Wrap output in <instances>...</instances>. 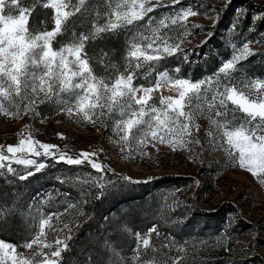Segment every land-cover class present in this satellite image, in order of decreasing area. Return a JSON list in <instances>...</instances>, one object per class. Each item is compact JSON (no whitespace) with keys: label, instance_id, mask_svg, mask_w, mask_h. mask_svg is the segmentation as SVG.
I'll use <instances>...</instances> for the list:
<instances>
[{"label":"trees","instance_id":"trees-1","mask_svg":"<svg viewBox=\"0 0 264 264\" xmlns=\"http://www.w3.org/2000/svg\"><path fill=\"white\" fill-rule=\"evenodd\" d=\"M34 2L36 6L31 13L29 30L51 31L54 10L42 7L47 0H21L22 6ZM68 2L69 11L79 4V0ZM116 3L117 0H85L80 12L64 22L61 32L53 40V47L59 50L79 41L81 35L87 36L84 52L97 77L113 80L117 75L134 72L133 87H151L161 73H167L172 79L203 80L206 84L199 95L206 99L207 117L227 123L229 127L249 119L229 102L226 109H220L225 115L216 117V108L210 110L208 100H212L218 88L223 91L226 84L241 87L245 83L251 85L257 79L264 82V50L252 51V55L227 74L217 72L244 43L252 41L249 45H253L264 40L261 35L264 33L263 10L256 11L261 14L258 19L254 20L247 12L235 20L233 5L239 8L247 2L234 0L220 14L215 26L204 28V33H211L205 43L192 49H180L171 56L164 54L158 61L141 60L142 66L135 68V60L130 65L125 59L130 44L146 47L150 39L145 37L155 38L160 35V27H169L174 7H153V11L131 25L121 24L116 29L97 32L96 29L106 26L109 19H115L110 12ZM149 18H152L151 22ZM161 19L167 27L160 24ZM233 24L236 25L234 29L231 28ZM186 32L183 29V34ZM185 53L188 54L186 60ZM208 78H212L211 82ZM216 106L219 108L218 103ZM36 109L42 118L56 114L54 110L44 111V105ZM30 159L45 162L47 166L26 180L18 179V175L34 171V166L26 168L13 163L15 173H8L7 167L0 169V240L17 245L18 254L32 250L25 249L23 244L38 231L42 215L63 212L65 206L59 205L61 200L75 199L73 201L81 204L82 213L70 227L71 239L66 240L68 247L61 253L59 264H217L211 262L210 256L224 250L226 242L237 234L226 225L223 213H200L179 205L176 193L188 185L184 179L161 178L133 184L124 181V176L107 171L104 180L112 183L100 189L96 183L100 173L87 164L68 166L47 157ZM4 163L7 166L8 162ZM260 184L264 190V184ZM100 191L103 195L98 199ZM153 225L156 231L148 237V247L134 251L136 233L143 237ZM242 230L245 231V227ZM66 234L68 231L64 237Z\"/></svg>","mask_w":264,"mask_h":264},{"label":"snow or ice","instance_id":"snow-or-ice-1","mask_svg":"<svg viewBox=\"0 0 264 264\" xmlns=\"http://www.w3.org/2000/svg\"><path fill=\"white\" fill-rule=\"evenodd\" d=\"M145 2L146 0H117L115 7L110 12V16L115 19H109L106 26L97 28L96 31L105 32L116 29L121 24L131 25L134 21L143 19L148 12L153 11L151 7H144ZM172 2L173 5H176L180 4L181 0H172ZM84 3L85 0H79V4L73 6L72 11H69L68 0H47L42 3V7L54 10V28L51 31H30L29 20L36 3L22 6L21 0H0V113L8 116L17 115L18 113L9 112L4 107V101L10 104L15 103L14 97L23 100L29 90L33 94V98L28 105H25L26 109L36 103L35 98L39 97L41 93L44 94V99H50L53 95L59 96L60 92L78 89L75 111L82 114L85 120L95 124L93 116L99 118L106 112L111 113L113 110L119 112L122 119L117 121L116 127L118 132L122 133L120 140L126 146L136 138L133 129H138L141 133L138 143H147L150 138L156 143H168L173 148L178 145L183 146L186 143L185 137L191 136L192 128L197 127L198 130V126L193 124L192 113L185 109L192 104L193 94L197 100L200 99L199 94L206 82L203 80L193 82L188 79H170L167 73H161L151 87H133L135 73L128 72L127 75H117L111 83H106L104 77L98 78L93 73L87 53L84 52V41L88 39L87 36L81 35L79 41L54 50L52 41L61 32L64 22L71 15L80 12ZM109 6L111 8V4ZM165 7L168 6L165 5ZM177 12L180 19H187L188 16L198 14L193 11L191 6L178 9ZM151 19L149 18V22ZM171 23L176 24L177 19H172ZM160 24L163 27L168 26L164 19H161ZM235 27L236 25L233 24L231 28ZM209 34L211 35V33ZM261 35L264 36V33ZM144 39H150L146 47L132 43L125 57L130 65L132 60L136 61L135 68L142 66L141 60L144 62L158 61L163 58L164 54L171 56L180 50L179 43H169L172 37L167 34L164 36L157 34L155 38L145 37ZM251 43L252 41L244 43L229 61L222 64L217 72L227 74L229 70H235L238 63L253 54L249 48ZM187 55L185 53V60ZM176 71L178 72L179 69L177 68ZM211 79L208 78V82H211ZM163 87L175 90L177 95L175 97L161 95L159 97L160 107L149 104L152 99L151 94ZM243 87L249 88V92L238 90L235 84L224 85L223 91L218 88L212 100L208 102V108L210 110L216 108L215 116L220 117L225 115V112L220 109H226L230 102L249 119L232 127H229L227 123L217 124L215 119H212L211 123L222 132L224 145H226L224 151L230 155L238 153L236 159L239 167L246 169L258 178L260 183L264 184V82L257 79L251 85L245 83ZM22 93L25 95L22 96ZM139 93L142 95H138ZM217 100L219 108L216 106ZM134 105L138 107H134ZM97 109L100 111L97 112ZM67 111L71 113L73 108H68ZM146 116L148 119H145ZM254 121L255 123H253ZM141 125L143 128H140ZM196 143L199 142L196 141ZM153 147H155V143ZM121 150L128 151L130 149L123 147ZM6 151L11 156L0 151V169L7 167L8 173H15L16 169L12 167L13 163L26 168L34 166V171L18 175L20 180L28 179L47 166L45 162L37 163L34 159L20 158L16 155L17 153H29L36 157L43 155L51 158L55 163H64L68 166L89 165L100 173L99 179L96 180L100 189H103L105 184L112 183L104 180V175L110 169L107 165L100 163L98 154L95 152H81L72 155L69 152L60 151L56 145L34 140L31 134H28L27 139L22 138L18 145H9ZM5 161L8 162L7 166ZM122 179L128 183H141V181L132 180L130 177ZM147 182L144 181V183ZM102 195L103 191H100L97 198L99 199ZM53 215L58 218L60 214L50 213L47 218L41 219L38 231L30 240L24 242L25 249H33L34 245L37 246L32 252L18 254L17 245L0 240V264H59L61 253L68 247L65 241L71 239L72 229L65 224L64 228L68 229V234L63 238L55 239L54 243L58 245L55 251L44 253L42 249L50 248L52 245L46 240H41V237L45 235V227L52 228L50 221ZM155 231L156 226L153 225L143 237L140 233H136L137 247L134 251H138L141 247L147 248L148 237ZM37 256L41 258L37 260ZM89 260H91L90 257Z\"/></svg>","mask_w":264,"mask_h":264},{"label":"rangeland","instance_id":"rangeland-1","mask_svg":"<svg viewBox=\"0 0 264 264\" xmlns=\"http://www.w3.org/2000/svg\"><path fill=\"white\" fill-rule=\"evenodd\" d=\"M232 1L234 0H181L180 4L173 5L172 0H149L145 2L144 7L153 8L163 5L174 7L173 19H177V23L170 22L168 28L160 27L158 33L161 36L170 35L172 39L169 43H179L180 49H192L210 38L209 32L204 33V28L215 26L220 14ZM245 1L247 4L239 8L233 5L235 20L247 12L251 13L254 20L261 17V14L256 11H264V0ZM188 6H191L198 14L188 16L187 19L178 18L177 10ZM183 29L187 30L185 34H183ZM249 48L251 52L264 50V40L258 44L249 45ZM53 49L57 50L54 47ZM111 81L112 79L105 77L106 83H111ZM238 90L249 92V88L243 86L238 87ZM78 92V89L60 92L59 96L53 95L50 99H44V94L41 93L35 98L36 103L27 109L25 105H28L33 98L30 90L23 100L14 97L15 103L10 104L4 101V107L9 112L18 114L8 116L0 113V146H2L0 151L11 156L6 151L7 147L18 145L22 138L27 139L28 134H31L34 140L56 145L60 151H66L72 155L81 152H95L98 154L100 163L107 165L110 169L108 172L130 177L132 180L184 179L188 181V185L176 193L179 205L192 208L200 213H223L226 225L237 233L226 242L224 250L208 257L212 259L211 262L264 264V190L258 178L239 167L236 159L238 153L230 155L224 151L226 145H224L222 132L211 123L214 118L207 117L204 110L205 98L200 96L197 100L193 94L192 104L185 109L192 113L193 124L198 126V130L197 127L192 128V134L185 137L186 143L183 146L178 145L173 148L168 143H156L150 138L147 143H138L141 136L138 129H133L136 138L126 146L120 140L122 133H119L116 127L117 121L122 119L119 112L113 110L107 113L105 110L104 116L99 118L93 116L95 121L93 124L75 111ZM215 93L216 91L213 95ZM151 95L152 99L149 104L160 107L159 97L161 95L175 97L177 93L175 90L163 87ZM39 105H44V111L54 110L56 114L42 118L41 113L36 109ZM134 107L138 106L134 105ZM68 108H73V111L69 113ZM96 111L99 112L100 109ZM145 119L148 117L146 116ZM217 124L223 123L217 122ZM140 128H143V125ZM154 143L155 147H153ZM123 147H128L130 150L122 151ZM16 155L20 158L44 157L43 155L36 157L29 153H17ZM73 200H61L59 205H64L65 209L58 218L55 215L52 216L50 221L52 228L45 227V235L41 237V240H46L52 246L43 248L44 253L56 250L58 245L54 243L55 239L63 238L68 231L64 225L67 224L70 228L81 215V204ZM47 217L42 215L39 222ZM244 227L245 231L242 230ZM36 247L34 245L30 252ZM40 258L36 257L37 260Z\"/></svg>","mask_w":264,"mask_h":264}]
</instances>
